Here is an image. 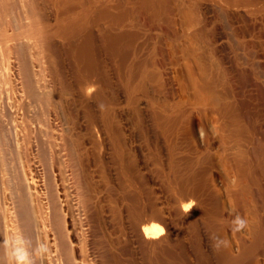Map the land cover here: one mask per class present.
I'll use <instances>...</instances> for the list:
<instances>
[{"label":"bare ground","instance_id":"1","mask_svg":"<svg viewBox=\"0 0 264 264\" xmlns=\"http://www.w3.org/2000/svg\"><path fill=\"white\" fill-rule=\"evenodd\" d=\"M124 1L125 17L120 18L114 0H0V264H189L190 257L163 251L171 232L168 225V234L151 239L145 236L142 226L161 219L154 213L139 220L128 215V224L119 226L122 209L112 195L118 167L144 191L146 163L142 162L143 169L135 178L129 159L101 158L123 140L117 118L124 106L119 105L142 110V126L148 128L146 108L134 91L141 90L155 104L162 102L166 113L194 112L212 121H243L241 112L236 113L238 109L231 103V94L221 87L218 65L204 59L220 53L216 35L206 31V13L213 10L221 19L227 4L223 0H180V4L174 0H144L128 11ZM235 5L240 10L241 5ZM176 14L187 31V45L174 29ZM197 25L203 28L198 26L197 30ZM120 26L132 32L121 37L117 32ZM92 28H99L104 35L109 51L106 58L117 72L112 77L104 71L100 79L70 77L68 53L73 51L75 41L84 38V31L91 34ZM199 33L209 50L202 51L195 43L201 39ZM224 34L217 32L222 41L228 38ZM171 43H175L172 49ZM80 47L77 50L85 58L88 48ZM119 56L122 63L131 60L126 88H122L124 98L120 86L117 88ZM178 67L186 73L189 93L185 98L177 92L174 70ZM134 69L137 77L133 76ZM88 84L98 87L86 95ZM261 86L264 91V84ZM238 126L232 132L234 141L240 140ZM90 141L98 151L94 154L97 159H90L92 147L86 145ZM235 168L239 183L227 192L226 200L215 188L213 196L221 205L218 203L220 210L212 217L220 224L230 221L224 213V202L233 203L247 220L251 236L237 238L241 251L229 252L222 262L237 264L246 259L248 264H264V159H249L247 163L237 159ZM189 200L194 201L192 193L178 202ZM147 247L160 250V254L148 252Z\"/></svg>","mask_w":264,"mask_h":264},{"label":"rangeland","instance_id":"2","mask_svg":"<svg viewBox=\"0 0 264 264\" xmlns=\"http://www.w3.org/2000/svg\"><path fill=\"white\" fill-rule=\"evenodd\" d=\"M143 1L144 0H126L128 4L127 10L129 11L132 8L136 9ZM174 1H176V4H180V0ZM120 2V0H114L112 4L114 3L115 12H118V16L121 18L125 17L123 15L125 1L122 0V6ZM223 2L227 4L226 6L224 4L227 11L223 13L225 14L223 18L219 19L215 16L213 10L206 13V20L209 22V24L206 25L209 30L206 29V31L208 33L211 32V35H216L215 45L218 47L220 53H217V55L212 54L204 59L208 63H212L216 66L218 65L219 71L221 72L220 74L222 75L221 87L224 86L226 91L231 94V103L233 105L234 102L233 107L236 108V110L238 109L236 113L241 112L239 116H242L241 120L243 121L236 123L232 118L229 120L212 121L194 112L176 115L173 114V112L166 113L165 110H163L164 108H161L162 102L159 104L157 102L155 104L154 101L149 100L148 97L141 93V90L137 92L134 91V96L140 98L141 106L146 108L144 110L148 119L146 127L148 126L151 133L148 128L144 127V129L142 126L144 120H141L143 118V115H141L143 114L142 110L134 109L136 108L134 105L130 106V108L127 105L121 104L119 106H124V108L121 109L123 113L121 112L120 116L117 118V124L120 127V132L122 131V134L119 135L123 140L117 139V147L107 151L108 153L101 158L129 159L134 166H132L133 169L131 171L135 178L139 174V171L143 169L141 168L142 162L146 163V188L144 191L139 187L137 181H135L134 184V181L130 180L128 177L130 175L129 173H123L121 167H118V176L117 179H114L115 191H113L112 195H114L113 199L118 201L119 208L122 209V219H119V226L123 227V225L128 224V215H130L129 218H136L139 220L143 217L153 216L154 213V216L156 215L161 218L158 219L160 224L164 226L168 225L171 229L169 234L172 238L169 236L163 251L175 256H188L190 257V259H187L189 264H200V261H203L204 257H206L204 259H207V261L204 260L201 264H206L209 261H211V264H223L222 261H224V257L229 254V252L238 254V252L241 251V246L236 242V239L241 236L245 239H249L251 236L249 228L247 226L240 232H233L231 230V221L236 215H240V211L233 203L228 201L224 202V213L230 216L231 220L228 222H221L220 224V222L212 217L217 209L220 210L218 203L221 205V202H218L213 195L217 193L215 189L217 188L222 194V198L225 199L227 192L231 191L232 188L239 183L240 176L235 168L237 159H243L245 163L249 162V159H264V91L261 86V84H264V0H223ZM235 3L241 5L239 8L240 10H236L238 5H235ZM201 17L205 19V14H202ZM204 24H202V26ZM198 26L199 29L205 27L197 25L195 26L197 30ZM132 29L138 32V28L132 27ZM174 29L177 33L183 35L182 43L187 45V31L182 24H180L178 14H176ZM127 31L128 30L125 29L124 26H120L117 30L121 37L124 34L132 32ZM219 31L225 33L224 36L228 38L224 41L220 40V36L217 35ZM84 32V38L80 37L79 40L81 39V41H75L76 43H74L73 51H70V54L72 52L73 55L68 53L69 72H71L70 77L72 75L77 77L83 75L91 79H100L105 72L110 73L113 77L117 70L115 66L109 63V59L106 58L109 57V51L105 48L106 42L104 35L99 33V28H92L91 34L87 29ZM142 32H144V30H142ZM199 34L201 39L197 40L195 43L202 51L209 50L208 42L203 39L202 33ZM87 36L90 37L88 38ZM91 37H93L92 39L94 41L87 44L89 40H92L90 39ZM85 39L87 40L86 43ZM174 44L175 43L170 44L171 49ZM81 45L83 46L82 48H88V53H86L87 57L85 56V58L84 53L80 54L78 52L81 49ZM164 46L165 45H163V47ZM74 51L76 52L75 54ZM75 56H78L80 59L75 58ZM158 56L160 55L158 54ZM82 57L83 59H81ZM121 58L119 56L117 59L121 61L123 60ZM180 60L184 61L182 57H180ZM125 62H127V65H125ZM125 62H118V74L116 75L118 77L117 83L119 82L117 88L120 86L118 89L121 88L120 94L122 98H124L125 95L122 90L124 87L126 88V79L127 76H129L128 70H131V68H129L131 60H126ZM221 64L224 66H221ZM135 69L133 76L137 77ZM122 73L123 76H121ZM174 78L176 79L175 83L179 97L185 98L189 93V89L186 82V73L182 67H178L174 70ZM117 91L119 92V90ZM107 92L110 93V91L106 90V94ZM158 112L160 113L159 115ZM128 115L131 116V118L128 117ZM160 115H162V117ZM157 116L162 119H158ZM237 126L240 131V140L234 141L235 139L232 137V132ZM86 145L89 148L92 147L91 154H93V156L90 159H97L94 157V154L98 153L97 149H95L96 146L94 147L91 141ZM149 164L151 166H149ZM163 175L164 177H162ZM186 192L189 194L192 193L196 203L195 209L191 212L192 214L189 213V216H184L182 214L181 203L178 202L181 201L183 195L187 194ZM132 198L134 199L133 202ZM135 198H137V201ZM169 198L170 201H167ZM173 198H175V200H173ZM138 205L139 207H137ZM153 221H157V218L153 219ZM193 222L196 224H193ZM214 222L217 225H215ZM195 236L199 238L196 237L197 240H195ZM216 238L227 239L229 241V246H214ZM179 243L181 245H179ZM147 250L148 252H158L160 254V250L158 251L155 248L150 249L147 247ZM194 252L197 253L196 256H194ZM217 252L222 254L220 255ZM240 261L242 264H248L246 259L239 260L237 264H240ZM180 264L186 263L182 261Z\"/></svg>","mask_w":264,"mask_h":264},{"label":"clouds","instance_id":"3","mask_svg":"<svg viewBox=\"0 0 264 264\" xmlns=\"http://www.w3.org/2000/svg\"><path fill=\"white\" fill-rule=\"evenodd\" d=\"M97 87L98 86L95 84H88L85 86L84 92L86 95L91 94L96 90ZM194 205H195V201L192 200H189L187 202H182L181 210L187 215L194 208ZM231 225H232L231 230L233 232H240L248 226V222L244 217L240 215H236L232 219ZM142 231L144 232L145 236L150 239L159 238L160 236L168 234L166 227L156 221H151L149 224L142 226ZM220 245L227 247L229 246V241L227 239L216 238L214 241V246L219 247Z\"/></svg>","mask_w":264,"mask_h":264}]
</instances>
